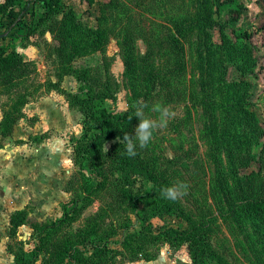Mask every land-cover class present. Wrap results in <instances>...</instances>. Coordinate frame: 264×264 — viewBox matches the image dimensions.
Listing matches in <instances>:
<instances>
[{"label": "rangeland", "instance_id": "rangeland-1", "mask_svg": "<svg viewBox=\"0 0 264 264\" xmlns=\"http://www.w3.org/2000/svg\"><path fill=\"white\" fill-rule=\"evenodd\" d=\"M216 1L115 0L112 21L105 28L104 53L83 55L72 63L80 82L58 66L53 52L56 42L48 34L37 30L26 37L28 17L24 28L6 34L0 24V33L7 36L5 43L13 44L33 68L22 88L28 97L23 117L11 136L1 141L0 264H18L20 253L36 246L30 224L61 219L64 208H71L83 196L91 203L79 211L80 217L69 229H63L58 240L62 246L80 241L79 229L84 225L99 227L102 223L100 234L108 237L107 246L119 250L126 235L141 231L140 217H150L151 207L145 202H139L133 214L129 197L109 185L130 169L129 162L119 158L106 166L108 185L93 192L86 189L87 183L96 186L103 176H96L88 161L80 168L74 165L73 145L81 135L82 118L59 91L80 96L104 83L110 87V99L104 102L109 114L136 109L144 92H149L146 117L158 119L159 113L152 110L157 104L176 112L167 127L158 129L150 144L141 149L142 156L163 187L179 182L190 186L188 195L175 202L186 216L208 228L217 257L225 264H264V218L246 217L241 210L247 198L264 199V138L262 130L242 124L232 112L235 103H241L264 125V48L258 38L261 34L256 33L264 21V3L234 0L218 6ZM62 2L81 23L96 27L98 2L91 8L79 0ZM41 6V2L33 6L35 18L42 13ZM233 12L240 13L236 22L230 21ZM212 22L213 26L207 25ZM244 30L256 33L252 37L256 55L252 56L242 38L240 31ZM172 37L180 39L185 52L186 69L178 77L176 71L171 72ZM130 49L136 69L132 80L126 65ZM151 70L159 76L148 81L144 71ZM13 98L0 93V121ZM134 113L135 130L139 120ZM116 142L114 136L106 140L105 151ZM132 171V193H148L152 184ZM23 210L27 224L10 236V218ZM88 217L91 221L86 223ZM145 225H150L154 235L162 227L186 228L174 210L150 218ZM92 240L85 242L87 247ZM132 248L153 260L131 262L118 257L117 264H192L186 244L169 246L146 233Z\"/></svg>", "mask_w": 264, "mask_h": 264}, {"label": "trees", "instance_id": "trees-1", "mask_svg": "<svg viewBox=\"0 0 264 264\" xmlns=\"http://www.w3.org/2000/svg\"><path fill=\"white\" fill-rule=\"evenodd\" d=\"M262 1L264 3V0ZM36 2H41L43 10L37 18L33 14V6ZM79 2L87 8H91L98 2L99 17L96 18V27H89L81 23L73 9L68 8L62 0H0V24L1 27H4V33L6 34L8 30L11 32L16 28H24V19L28 17L30 24L28 23V28V24L25 27L27 30L26 37L29 38L37 30L48 34L56 42L53 52L58 61V66L64 71L65 75L73 74L80 82V77L77 76L79 71L72 67V63L76 58L83 55L104 53L108 43V31L105 28L106 24L112 21L115 0H79ZM216 2L219 6L222 3L231 4L234 0H217ZM85 13H89V10L86 9ZM239 16V12H233L230 21H238ZM202 20L199 19V21ZM207 25L213 26L214 23H207ZM240 32L252 56L256 55V49L252 41V37L256 33L261 34V37L258 38L261 42L260 45L264 48V21L256 33H249L245 30ZM220 33L222 38L225 39L223 28H220ZM6 39L7 36L3 38L4 41ZM128 40L131 43V37ZM170 42L174 61L171 72L176 71L178 77L186 69L184 47L178 38L172 37ZM129 52L130 55L126 65L128 77L132 80L135 77L136 69L133 66L131 49ZM31 67L32 65L25 61L23 55L17 51L13 44L0 43V93L7 96L14 95L9 107L2 111L0 148L1 141L11 136L14 126L23 117V108L27 104L28 97L22 92V88L33 72ZM144 73L148 81L159 76L152 70L150 72L144 71ZM108 92H110V87L105 83L95 91L90 89L80 96L59 91V94L66 98L69 107L77 110L82 118L81 135L74 140L73 145L74 165L80 168L84 162L88 161L91 166H89V169L91 168V171L99 178L103 176V181L98 182L96 186L87 183L86 189L93 192L99 187L104 188L108 185L107 176L104 175L106 166L114 164L113 161H117L119 158L129 162L130 169L123 170L122 177L115 184L109 183V185L114 187L116 193H123V197H129L133 214H137L139 202H145L147 207H151L150 217H143L144 215L140 217L143 223L141 231L126 235L120 244L119 250L107 246L108 237L105 239L100 234L102 223L99 227L90 225V223L84 225L79 229V233L83 235L80 241L62 246L58 243V240L62 236L63 229H69V226L80 217L79 211H82L85 206L91 203L87 196H83L80 201L74 200L71 208H64L61 219L52 221L49 224H30V228L37 238V244L29 252L22 251L16 262L18 264H117L118 257H126L131 262L138 260L147 262L153 260L150 255L147 253L142 255L139 253L140 250L132 248L135 241L141 239L143 234L146 233L153 240L160 239L169 246L179 247L186 244L192 264H225L211 249L208 228L186 216L176 202L162 198L161 189L164 187L152 171L151 164L142 156L141 149L137 148V156L128 157L125 145L117 140L116 143L110 144L109 149L105 151L104 145L111 136L122 139L125 133L134 135L133 118L130 120L129 117H133L136 110L109 114L104 106L105 100L110 99ZM148 93L144 92L143 97H141L144 102L148 100ZM222 106L225 110L226 105ZM228 112L225 111L226 114ZM232 112L234 115L239 116L238 118L242 121V124L249 125L251 128L255 126L262 130V137L264 138V125L258 120L254 111L237 102ZM131 170L134 174L145 178L152 184L148 193L135 195L132 193L130 189L132 188V182H129ZM125 184L126 188L124 187ZM79 202L82 206L78 205ZM173 210L178 212L185 222V229L177 230L170 226L162 227L159 234L154 235L150 230V225H145L150 218H155L162 213H170ZM241 210L246 217L252 219L264 218V199L247 198ZM26 220V211L15 212L9 221L10 236L16 233L20 227L26 225ZM89 221H91L90 217L85 219L86 223ZM70 235L75 237L73 233H70ZM90 239L95 242L92 240L87 247L86 243ZM8 248L10 249V246Z\"/></svg>", "mask_w": 264, "mask_h": 264}, {"label": "clouds", "instance_id": "clouds-1", "mask_svg": "<svg viewBox=\"0 0 264 264\" xmlns=\"http://www.w3.org/2000/svg\"><path fill=\"white\" fill-rule=\"evenodd\" d=\"M147 107L148 105L143 100L137 101L134 116L138 118L139 124L134 130V135L125 133L122 139L117 137L119 143L125 145L128 157L137 156V148L145 149L153 139L154 133L158 129L166 128L169 121L176 116V112L170 107L157 104L153 106L152 110L159 113V117L158 119H151L145 116L144 109ZM131 118L129 117L130 120ZM189 187L186 182H179L162 188L161 196L166 200L175 202L188 195Z\"/></svg>", "mask_w": 264, "mask_h": 264}, {"label": "crops", "instance_id": "crops-1", "mask_svg": "<svg viewBox=\"0 0 264 264\" xmlns=\"http://www.w3.org/2000/svg\"><path fill=\"white\" fill-rule=\"evenodd\" d=\"M3 38H4L3 35H1L0 36V41H1L0 43H3V42L5 43L7 41V39L4 41Z\"/></svg>", "mask_w": 264, "mask_h": 264}]
</instances>
